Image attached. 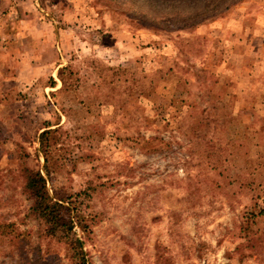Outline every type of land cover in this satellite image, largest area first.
I'll return each instance as SVG.
<instances>
[{"label": "rangeland", "instance_id": "obj_1", "mask_svg": "<svg viewBox=\"0 0 264 264\" xmlns=\"http://www.w3.org/2000/svg\"><path fill=\"white\" fill-rule=\"evenodd\" d=\"M263 208L264 0H0V264H264Z\"/></svg>", "mask_w": 264, "mask_h": 264}, {"label": "trees", "instance_id": "obj_2", "mask_svg": "<svg viewBox=\"0 0 264 264\" xmlns=\"http://www.w3.org/2000/svg\"><path fill=\"white\" fill-rule=\"evenodd\" d=\"M53 131L55 129L48 128L43 130L42 134H48ZM24 176L26 179L25 187L28 191V196L32 200L31 208L44 221L45 233L58 238H68L75 223L74 217L77 215L75 206L72 205L73 201H69L63 196L51 194L46 185L47 175H44L41 170L25 169ZM263 210L264 208L260 212ZM251 215L253 216V214ZM6 226L13 227L14 225L12 223L0 224V227ZM74 241L75 244L72 246L74 250L71 257L77 259V264H85L84 253L82 249H78L81 243L77 238ZM247 241L250 247L254 246L252 237L248 238Z\"/></svg>", "mask_w": 264, "mask_h": 264}]
</instances>
